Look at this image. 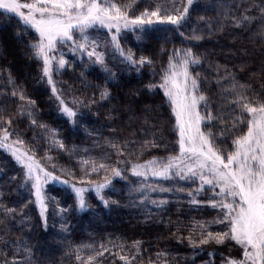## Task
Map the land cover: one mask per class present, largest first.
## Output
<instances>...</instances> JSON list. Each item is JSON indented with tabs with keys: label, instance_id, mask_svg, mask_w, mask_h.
Listing matches in <instances>:
<instances>
[{
	"label": "snow or ice",
	"instance_id": "snow-or-ice-1",
	"mask_svg": "<svg viewBox=\"0 0 264 264\" xmlns=\"http://www.w3.org/2000/svg\"><path fill=\"white\" fill-rule=\"evenodd\" d=\"M141 3L143 7L136 0H0V30L15 29L25 55L37 65V82L50 89L57 119L70 129H82L93 141L92 148H69L59 126L40 122L37 101L24 84L17 83L11 65L0 68V81H4L0 83V150L10 155L19 171L0 184V264H41L25 238L30 232L22 231L31 223L28 207L34 204L39 209L44 231L48 230L49 208L53 207L60 231L67 232L71 214L92 209L88 202L92 194L104 208L119 206L118 200L106 197L115 194V185L121 182V192L127 188L126 206L147 208L149 217L152 209L161 211L170 206L172 197L177 198L178 211L186 204L190 212L216 213L212 219L193 216L186 222L169 218L165 223L161 217L159 223L169 229L170 237L191 249L189 264H196L202 256L207 259L201 264H217V257L219 264H264V83L257 89L251 82H241L240 74L250 69V52L243 43L238 49L242 61L239 72L214 64L195 50L199 42L229 31L260 43L264 53V0L205 4L203 10L215 15L199 16L190 34L182 29L191 21L196 0ZM161 31H171V38H179L180 46L161 47L167 60L159 62L158 70L154 55H137L124 45L129 33L139 41L150 32ZM168 41L165 36L164 44ZM110 61L118 64L110 66ZM81 66L78 79L83 87L93 88V94L73 96L68 101L54 77ZM97 67L104 76L102 86L86 81L89 69L95 71ZM114 67L119 70L114 71ZM144 69L151 70V79L142 82L132 96H158L159 103L140 110L144 119L131 138L123 136L122 127H108L122 114L132 113L130 106L111 105L105 123L95 127L99 109L116 99L109 85L124 71L142 78ZM257 75L264 80V62L259 73H251V79ZM13 105L15 111L9 112ZM160 116L167 117L166 124L149 123ZM25 120L26 129L33 131L30 140L19 127ZM158 129L167 130L174 139L165 143L163 131ZM39 140L47 147L45 155L38 158ZM162 145L167 155L142 159L160 151ZM96 149L100 150L97 155H89ZM53 150L67 153L70 159L76 156L79 172L54 163L55 157L48 154ZM0 174H4L3 168ZM55 184L64 185L67 199L72 201L67 207L65 200L48 194ZM20 189L28 191L27 203L11 199ZM9 202L19 207L9 206ZM17 224L21 235L13 238L11 232L17 230ZM108 243L111 249L104 243L98 247L70 246L65 255L74 256L77 264H98L110 252L123 264H136L140 259L141 241L131 245ZM178 259L164 249L157 251L155 262L149 260L147 264H177Z\"/></svg>",
	"mask_w": 264,
	"mask_h": 264
},
{
	"label": "trees",
	"instance_id": "trees-1",
	"mask_svg": "<svg viewBox=\"0 0 264 264\" xmlns=\"http://www.w3.org/2000/svg\"><path fill=\"white\" fill-rule=\"evenodd\" d=\"M121 3H128V0H119ZM179 2V0H177ZM229 3L232 0H228ZM140 3L141 7L144 6L141 0H136ZM215 0H196L197 7L192 11L191 21L185 26L182 31L190 34L191 27L198 21L199 16L212 17L215 13L211 10L205 12L203 6L205 4H214ZM138 11V10H137ZM15 29L5 27L0 30V68H8L11 65L12 75L16 77L17 83L24 84L30 97L37 101V108L41 112L39 117L41 123H47L50 127L59 126L61 129V138L69 148L73 145L79 148H92L93 141L86 137L85 133L80 128L70 129V126L65 125L61 119H57L56 105L50 101V89L46 85L38 83L37 65L34 61H30L24 53L21 43L14 35ZM103 33V32H102ZM171 31L150 32L148 35L142 37L141 40L136 39V35L129 33L127 39L124 41L125 47H132L137 51V55H154L157 60V70L159 69V62L167 60V56L161 54L160 49L163 46L165 49H170L173 45L180 46V39H172ZM169 37L168 43L164 44V37ZM243 43L250 52V57L247 63L250 69L247 72L240 74L241 82H251L257 89L260 87L264 80L257 75L256 79H251L253 71L259 73L260 65L264 62V53L260 51L261 44L253 43L248 39L242 37L239 33L224 31L223 33H216L210 39L199 42V47L195 49L200 53L206 54L209 60L214 64L227 65L233 71L239 72V65L242 62L239 58L238 49ZM232 53H237L233 56ZM207 68V62L205 63ZM81 67H77L75 72L71 69L65 73L54 77L58 81V87L64 89L65 98L68 101L73 99V96L83 98L84 95L92 96L94 89L91 87L85 88L80 79H78ZM115 71V70H114ZM202 71V69H197ZM127 72V71H126ZM121 73L118 78L109 85V89L116 99L106 104L103 108L99 109L100 116L99 122L95 127L105 123V117L109 114L108 109L113 104L122 106H130L133 109L132 113H124L116 124H109L108 127H122L123 136L131 138L130 134L136 131L140 124L143 122L144 113L140 111L145 105H152L153 107L159 103L158 96L145 95L133 98L132 93L135 89L141 86V83H147L151 79V70L144 69L142 78L137 74ZM86 81L92 85H103L104 76L100 69L97 67L95 71L89 69L86 74ZM4 83V81H0ZM10 91V89H9ZM215 92V88L212 89ZM214 100L215 96L212 97ZM11 104V101L6 102ZM15 106L9 108V112H14ZM154 115V114H153ZM129 117H132L130 120ZM167 117L160 116L154 118L149 123L166 124ZM174 122V121H173ZM27 120L19 125L22 132L26 131V139L30 140L33 136L32 130H27ZM170 127V126H169ZM163 131V139L165 143L171 142L174 137L169 134L165 129H158ZM107 135V129L104 132ZM15 137H13L14 139ZM41 145L37 157L45 155L46 145L42 140L38 141ZM163 145L160 151H152L150 154L143 155L142 159H149L151 156L167 155L163 150ZM99 149L91 152L89 155L95 156ZM49 155L55 157L54 163L59 166H64L68 169H73L79 172V165L77 164V157L73 156L71 159L67 153H60L58 151H49ZM115 160V156L112 157ZM135 157H133V160ZM0 168L4 169V174H0V184L5 183L8 177L19 175L18 167L11 161L10 155L0 150ZM102 175V174H101ZM123 182L115 185L117 191L115 194L110 195L109 198L118 200L119 206L113 205L111 208H106L105 212L100 210L91 209L84 213H73L68 217L70 227L67 232L60 231V222L54 216V209L49 208L48 230L44 231L43 224L39 218V209L33 204L26 209L28 218L31 220L29 225H26L22 230L27 233L30 232V237H25L29 243L35 248L36 257L41 261V264H77L75 257H66V252L70 246H77L82 244H93L99 246L101 243L106 244L111 249L112 241L115 244L131 245L132 241L139 240L143 244V250L140 252V259L136 264H147L149 260L156 261L157 251L167 249L173 257H179L177 264H189V258L192 256L191 249L186 245L178 244L176 239L170 237L169 229L165 224L159 223L163 217L165 223L170 218L173 222L178 219L187 221L190 217L196 216L198 219H212L216 213L208 210L206 213L190 212L187 205L183 206L181 211H178V205L175 202L176 197H172L173 203L167 208L156 211L151 210V216H148L149 209H136L128 205L127 190L124 188L121 192ZM15 187V186H14ZM50 196H55L57 199H62V196L67 195L64 185L55 184L51 185L48 189ZM12 200L19 201L20 204L27 203L30 199L29 193L25 189H20L18 192L12 193ZM69 203H65L67 207ZM9 206H16L9 202ZM175 231V227L171 229ZM187 235V233H182ZM21 235L19 225L17 230L11 232V236L16 238ZM179 235V234H178ZM159 237V239H158ZM113 251H119L114 249ZM133 254L135 250H132ZM128 249H125V254ZM11 259V257H9ZM207 259L202 256L196 259V264H201V260ZM98 264H123L119 260V256L112 257L111 252L106 255L105 260L98 262ZM217 264L219 258L217 257Z\"/></svg>",
	"mask_w": 264,
	"mask_h": 264
},
{
	"label": "rangeland",
	"instance_id": "rangeland-1",
	"mask_svg": "<svg viewBox=\"0 0 264 264\" xmlns=\"http://www.w3.org/2000/svg\"><path fill=\"white\" fill-rule=\"evenodd\" d=\"M92 35L95 36L96 33L93 32ZM100 35H101V38H103V33H102V32L100 33ZM112 64H118V62H117V61H110V66H111ZM113 70L118 71L119 69H118L117 67H114ZM125 72H126V71H124V72H122V73H125ZM126 73H127V72H126ZM128 74L133 75V74H135V73L133 72V73H128ZM125 189L127 190V188H125ZM110 195H113V194L109 193V196H110ZM109 196L106 197V198H109ZM62 199L66 201V204H67V203H69V204L72 203L71 200H68V199H67V195H65V196L63 195V196H62ZM88 202H89V204L92 206V209L100 210L101 213H102V212H105L106 208H104L101 204H99V203L97 202V200H96L95 197H94V194H92V195L89 196V198H88Z\"/></svg>",
	"mask_w": 264,
	"mask_h": 264
}]
</instances>
